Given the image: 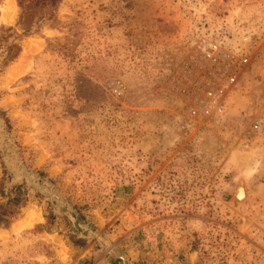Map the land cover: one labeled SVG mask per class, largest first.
<instances>
[{"label":"rangeland","instance_id":"rangeland-1","mask_svg":"<svg viewBox=\"0 0 264 264\" xmlns=\"http://www.w3.org/2000/svg\"><path fill=\"white\" fill-rule=\"evenodd\" d=\"M55 18L0 55V182L27 196L0 264H264V0H61ZM203 34L248 55L224 109L192 116Z\"/></svg>","mask_w":264,"mask_h":264},{"label":"trees","instance_id":"trees-1","mask_svg":"<svg viewBox=\"0 0 264 264\" xmlns=\"http://www.w3.org/2000/svg\"><path fill=\"white\" fill-rule=\"evenodd\" d=\"M61 0H17L19 15L14 27L0 28L1 64L8 66L21 52L24 37L39 35L43 26L56 21L55 14ZM4 174L6 170L4 166ZM5 184L0 182V229H7L20 218L26 207L27 196L22 186H14L5 194ZM50 219V218H49Z\"/></svg>","mask_w":264,"mask_h":264},{"label":"built area","instance_id":"built-area-1","mask_svg":"<svg viewBox=\"0 0 264 264\" xmlns=\"http://www.w3.org/2000/svg\"><path fill=\"white\" fill-rule=\"evenodd\" d=\"M204 38L199 41L197 50L206 63L209 70L210 80L208 87L204 89L201 97L196 98L195 107L191 110L192 116L199 114L211 116L224 109L223 93L231 86H235L237 70L247 62V47L243 44L247 39H242V44L232 46L226 41L230 34H218L211 36L203 34ZM206 84V85H207Z\"/></svg>","mask_w":264,"mask_h":264},{"label":"bare ground","instance_id":"bare-ground-1","mask_svg":"<svg viewBox=\"0 0 264 264\" xmlns=\"http://www.w3.org/2000/svg\"><path fill=\"white\" fill-rule=\"evenodd\" d=\"M5 10H6L5 11V14L0 19H2L4 22H7V23L8 22H11L14 19V6H13V4L12 3H8V6L6 7ZM214 138H211L209 140L208 144H210V145H216L217 144V141H220L219 139L216 140ZM221 144H222V142H221ZM203 147H205V146H203ZM214 149H216V148H214ZM238 192H239V194H238ZM243 194H244L243 188H241V187L238 188L237 195L239 196V198H242L243 197ZM38 219H39V216L36 215L35 213H28L26 215V218L23 219V220H21L16 225V227L19 228V229L20 228H28V227H30L32 225V223L34 221H37Z\"/></svg>","mask_w":264,"mask_h":264},{"label":"water","instance_id":"water-1","mask_svg":"<svg viewBox=\"0 0 264 264\" xmlns=\"http://www.w3.org/2000/svg\"><path fill=\"white\" fill-rule=\"evenodd\" d=\"M211 139V138H210ZM237 189V188H236ZM236 192V191H235ZM235 192H234V194H233V196L235 197ZM100 241H101V243H102V245L104 246V247H107V245H106V243H105V241L101 238V237H97Z\"/></svg>","mask_w":264,"mask_h":264}]
</instances>
